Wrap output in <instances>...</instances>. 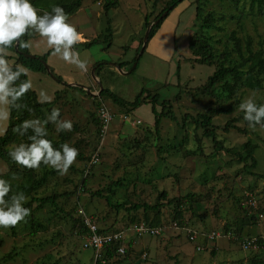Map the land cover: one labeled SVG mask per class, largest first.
Wrapping results in <instances>:
<instances>
[{"label": "rangeland", "instance_id": "374dc122", "mask_svg": "<svg viewBox=\"0 0 264 264\" xmlns=\"http://www.w3.org/2000/svg\"><path fill=\"white\" fill-rule=\"evenodd\" d=\"M54 1L63 0L49 4ZM168 1L118 0L106 9L104 3L98 5V0H82L76 13L68 17L87 40L97 38L87 48L74 45L87 61V68L79 70L65 63L56 72L62 80L44 75L41 85L52 96L53 88L61 89L51 108H60L62 117L73 120L70 132L57 135L50 124L49 134L55 139L64 135L65 142L73 144L79 154L66 175H58L45 165L36 169L39 177H44L38 196L55 195L57 207L50 202L42 206L34 202L29 215L34 222L27 217L14 228H0V264H91L92 251L82 247L79 206L95 219L99 228L120 230L130 224L128 212L109 206L105 196L130 208L136 203L155 204L162 190L166 197L159 200L163 204L158 225L161 234L136 237L129 231L127 235L132 239L126 253L114 264H255L251 259H264V254L244 251L238 242L224 235L212 241L199 240L204 250L196 251L185 230L172 227L177 220L173 219V204L167 201L173 198L183 202V225L202 232L223 231L226 222L230 231L239 232L236 229L247 214L239 201L249 189L257 198V205L264 209V128H249L238 110L239 102L251 93H255L258 102L264 101V83L261 89L239 91L238 104H233V100L224 103L225 107L234 106L229 113H216L220 104L215 98L195 92L214 70V66L198 62L188 47L195 30L197 0L179 1L146 45L144 41L140 46L134 45L144 38V16L152 14L151 20ZM208 7L221 9L228 17L217 38L236 30L240 36L251 37L254 49L264 48V6L251 8L246 2L244 9L237 10L227 1L209 0ZM97 63L102 66L94 73L95 79L91 72ZM65 76L74 79L75 87L61 85ZM30 79L36 89L39 81ZM77 85L86 86L91 94L86 89L85 93L78 90ZM99 85L127 102L141 91L143 95L157 93L159 101H170L175 119L162 117L156 129L149 99L127 111L108 97L100 98ZM177 93L180 96L175 99ZM99 100L113 113L101 145ZM155 108L159 112L161 105ZM201 112L211 114V127L222 149L217 150L211 139L203 137V129L196 127L193 118ZM232 118L236 119L230 121ZM226 122L230 123L224 128ZM1 123L4 124L2 119ZM246 141L256 145L255 166L247 169L244 162L227 151L242 150ZM95 151L98 162L88 168L90 155ZM8 170L9 165L0 158V174ZM83 177L85 185L80 187ZM143 213L140 208L135 214L142 218ZM147 214L152 218L154 211ZM241 234L264 235V212L263 217L245 224ZM158 245L162 248L159 254L155 253ZM211 248H215L214 254ZM143 253L146 257H142Z\"/></svg>", "mask_w": 264, "mask_h": 264}, {"label": "trees", "instance_id": "16d2710c", "mask_svg": "<svg viewBox=\"0 0 264 264\" xmlns=\"http://www.w3.org/2000/svg\"><path fill=\"white\" fill-rule=\"evenodd\" d=\"M49 1L53 0H34V3L37 4L43 10H50L51 5ZM181 0H169L167 4L160 9V11L154 15V17L150 20L152 14H146L144 16V26L145 28L148 25H151L148 39L152 37L156 29L159 27L160 23L167 16L169 11L176 6V4ZM209 0H197V4L195 6V23H194V33L189 40L188 47L191 53L194 55V58L200 62L207 65L214 66L213 72L207 77V80L201 86L196 87L195 92L201 95H206L211 98H215V102L220 105L214 110L216 113L221 112H231L234 109V106L225 107L224 103H229L230 100H233V104H238L237 95L239 91L243 88H249L252 90L261 89L264 83V48L254 49L252 45V39L250 36L246 35L245 37L238 35L236 30H231L230 32L223 33L222 37L217 38V33L224 30V25L228 20L227 14L223 10H216L214 7L206 8V4ZM221 3L227 1L230 3L231 7L234 9L240 10L244 9L246 2H249L250 7L258 6L259 8L264 6V0H219ZM54 4H59L68 14V17L74 15L78 8L81 6L82 0H63L60 3L54 1ZM118 0H105L104 7L107 9L109 7H113L116 5ZM163 12L165 14L163 15ZM33 34H29L26 38L29 39ZM147 39V41H148ZM97 38L92 40H86L81 44L84 47H89L93 44ZM146 41V43H147ZM143 39L140 40L139 46L142 45ZM145 43V45H146ZM15 53V62L21 63L29 68V70L47 73L46 65H47V56L51 52L48 50L42 55L31 54L28 49H18L16 52L13 48L9 49ZM102 63L95 64V71L101 68ZM49 67V66H48ZM50 73L53 74L59 81L61 78L53 73L51 68H49ZM27 77L22 76L21 79H25ZM78 90L84 92V89L78 88ZM85 93V92H84ZM180 93V92H179ZM177 93L175 99H178L180 94ZM144 92L141 91L133 101L127 102L115 95L108 88H104L99 92L98 96L108 97L111 101L121 107L130 110L132 107H137L141 105L146 99H149L152 104V112L154 113V127L157 129L160 126L162 117H169L171 120H174V113L171 109V103L168 100L159 101V96L157 93L151 95L146 94L143 95ZM58 92H55L54 98L51 104H41L37 102V96L35 92L31 89L23 97H21L19 103L21 107L12 108L9 113L8 125L3 135L0 136V158H2L8 165L9 170L6 173L0 174L5 178H10L12 173L16 174V179L12 180L13 190L14 191H23L26 196L29 198L26 206L32 209V204L35 202L37 206H42L46 202L55 204V195H47V196H38V189L42 185L44 181V177H39V174L36 170L32 169H22L14 164L6 153V148L12 142H18L21 137L15 135L12 131L14 125H18L22 120L39 117L44 119L47 111L51 109V105L58 97ZM100 104L102 101H100ZM99 104V106H100ZM161 105V110L158 112L155 108L156 105ZM10 107V106H9ZM214 109V108H213ZM236 118H232L230 121H234ZM193 121L196 127H200L203 129V137L207 139H211L213 141L214 146L217 150L222 149L223 145L221 142L215 137L214 127H211V114L208 113H198L193 118ZM226 122L225 127L229 125ZM232 125V124H231ZM50 127V123L46 125V127ZM235 127V126H234ZM239 129V128H238ZM101 136V135H100ZM50 138L53 139L54 145L58 146L60 143L65 142L64 135H61L60 139H55L51 134ZM101 140V139H100ZM100 142V141H99ZM199 142V140H198ZM103 143V142H102ZM256 145L251 144L249 141H246L242 144V150L234 151L233 148L227 149L228 152L231 151L232 154L236 156L238 161L244 162V167L247 169L249 166H255L256 160L253 155L254 149ZM178 150V149H177ZM91 156V155H90ZM90 159V158H89ZM247 160H251V164H247ZM98 162V161H97ZM94 164L90 165L92 167ZM44 166V165H42ZM89 167V168H90ZM87 172V171H86ZM84 177L81 179L80 187L84 186L85 183L83 181ZM251 192L252 190L249 189ZM110 193H113L112 190H109ZM98 195H102L99 191L96 192ZM166 197V192L162 190L158 195V201L155 204L149 205L146 203H136L130 206V208L126 207V203L124 202H111L110 196H105V199L108 201L109 206L115 208H123L127 210L129 215V223L133 224L135 222H144L150 226H158L160 225V208L163 205L159 200L164 199ZM190 197V195H189ZM241 198H244V194H242ZM241 199V200H242ZM240 202L241 208L247 214L241 219V224L238 225L237 231L234 232L238 237L241 236L242 228L245 224L249 222H254V218L258 217L257 214H262L264 209L257 206V208L249 212L247 207ZM168 204H173L174 215L173 219L183 224V217L181 208L183 206V202L180 199H171L167 201ZM140 208L144 210L142 218H138L135 214ZM147 211H154V216L150 218L147 214ZM258 211V212H255ZM131 212L133 214L131 215ZM254 215H250L251 213ZM256 215V216H255ZM80 216V215H79ZM255 216V217H254ZM81 218V216H80ZM261 218V217H258ZM31 222H34V218L30 216L28 218ZM129 224V225H130ZM128 225V226H129ZM229 224L223 226V230L227 231L230 228ZM81 231L83 232L82 237L84 238L87 235L88 230L84 226L82 222V218L79 224ZM161 227V226H160ZM14 228V227H12ZM119 229L114 230H104L103 228H98L99 232L107 233V232H115ZM121 230V229H120ZM236 242V240H232ZM114 247V243L109 246V252L106 253L109 257L111 256L112 248ZM126 253V252H125ZM11 253L7 254L10 256ZM124 256V255H123ZM122 257V256H119ZM115 261L110 262L109 264H114ZM255 264H264V259L255 258L253 260Z\"/></svg>", "mask_w": 264, "mask_h": 264}, {"label": "clouds", "instance_id": "9594fccd", "mask_svg": "<svg viewBox=\"0 0 264 264\" xmlns=\"http://www.w3.org/2000/svg\"><path fill=\"white\" fill-rule=\"evenodd\" d=\"M29 34H38L46 43L47 49L65 63L79 70L87 68V61L81 58L74 47L83 42L82 34L69 21L62 6L53 4L50 10H43L34 0H0V119H7L12 108L21 107V97L33 88L31 79H21L22 76H28L29 68L8 59L10 48H31V43L26 38ZM36 99L38 103L51 104L53 96L41 89ZM238 110L249 128H264V101L258 102L255 93L243 98L238 104ZM49 123L53 125L57 135L70 132L73 128V120L62 117L60 108L52 107L46 112L44 119L32 117L14 125L13 133L22 139L9 144L6 153L22 169L36 170L45 165L63 176L76 161L79 150L68 142L55 146L46 127ZM4 131L5 129L0 128V135ZM14 179L15 173L10 178L0 175V228L15 227L26 221L31 214V208L26 206V194L13 190Z\"/></svg>", "mask_w": 264, "mask_h": 264}, {"label": "built area", "instance_id": "2783aa9c", "mask_svg": "<svg viewBox=\"0 0 264 264\" xmlns=\"http://www.w3.org/2000/svg\"><path fill=\"white\" fill-rule=\"evenodd\" d=\"M105 0H98V5L104 3ZM98 115L100 118L101 124V140L100 145L103 142L104 134L108 129V124L113 117V113L110 108L103 102H101L98 108ZM126 115L123 117L125 118ZM98 161V152L95 151L91 154L90 159L88 161V168L90 165L97 163ZM257 198L252 192H244V198L241 201L243 205L247 207L249 212L254 211L257 208ZM81 207L77 209L78 214L82 218V222L86 229L88 230L87 235L84 236V241L82 243V247L84 249H90L92 251V262L91 264H109L110 262L115 261L119 256H123L126 252L127 243L132 239L127 235L130 231L136 237H141L144 234L157 236L162 232V228L160 226H150L144 222H135L126 226L124 229L115 231V232H107L102 233L98 231V226L95 219L92 216L86 214L83 210L81 213ZM258 217H262V214H257ZM172 227L175 229L183 228L186 232V238L189 243L193 244L195 250L201 251L204 247L200 244L199 240L212 241L216 237L220 235H224L229 240H236L239 243L240 248L244 251H254L253 253H262L264 254V235H248V236H237L234 232L230 230L223 231H209L202 232L191 226L183 225L178 223V221H174ZM93 228L95 231H93ZM114 243V247L112 248V254L109 257L106 253L109 251V246ZM142 257H146V253L142 254Z\"/></svg>", "mask_w": 264, "mask_h": 264}, {"label": "crops", "instance_id": "0c3cea01", "mask_svg": "<svg viewBox=\"0 0 264 264\" xmlns=\"http://www.w3.org/2000/svg\"><path fill=\"white\" fill-rule=\"evenodd\" d=\"M164 21V20H163ZM82 34V33H81ZM82 37H83V35H82ZM87 39L85 38V37H83V42L84 41H86ZM29 41H30V43H31V48L30 49H28L29 50V52L31 53V54H35V55H42L43 53H45V52H47L48 51V49H47V45H46V43L44 42V40L43 39H41L39 36H38V34H33L31 37H29ZM81 44V43H80ZM134 45H138L139 46V43L138 42H134ZM84 48H86V47H84ZM82 52H85V50H82ZM8 59L10 60V61H15V53L13 52V51H10V50H8ZM62 62H63V64H62ZM65 64V62L64 61H62V60H60L57 56H54L51 52L48 54V56H47V65L49 66V68H51V70L53 71V73L55 74V75H57L58 76V73H56L57 71H59V70H61V68L63 67V65ZM94 71H95V66H94ZM44 75H49V74H47V73H42V72H37V71H32V70H29V73H28V76H27V79H30V78H35L36 80H38L39 81V84L37 85V88L35 89H33L32 88V90L35 92V94H36V96H37V94H38V92H37V90L38 91H40L41 89H44V87L41 85V82L42 81H45V76ZM61 75H59V77H60ZM65 78V79H64ZM57 80H59V79H57ZM61 80H62V78H61ZM63 82L64 83H61V85H66V83H68V85H71V86H74L75 87V81H74V79H72L71 77H67V76H65V77H63ZM68 81H72L71 83H69ZM84 86V85H83ZM78 87V86H77ZM84 87H86V86H84ZM79 88H81V87H79ZM65 89V88H64ZM83 89V88H82ZM45 90V89H44ZM59 90H61V89H52L51 90V92H52V94L53 95H55V92L56 91H59ZM53 98H54V96H53ZM8 118H9V116H8ZM8 118L7 119H2V121L4 122V124L3 123H1V125H0V128H3V129H5L6 130V128H7V125H8ZM5 132V131H4ZM1 136V135H0ZM200 231V230H199ZM247 235H249V234H247ZM250 235H256V234H250ZM173 239V238H172ZM129 243V242H128ZM127 243V244H128ZM130 246H132V244L130 245ZM215 247V246H214ZM216 248V247H215ZM215 248H211V250L210 251H212V253L214 254V249ZM157 252H155V253H157V254H159V253H161V251H162V248L160 247V245H158L157 246V248L155 249ZM161 250V251H160ZM204 250V249H203ZM197 251V250H196ZM264 256V255H263ZM249 259V258H248ZM255 259V258H254ZM251 261L253 262V259H251Z\"/></svg>", "mask_w": 264, "mask_h": 264}, {"label": "water", "instance_id": "95a60500", "mask_svg": "<svg viewBox=\"0 0 264 264\" xmlns=\"http://www.w3.org/2000/svg\"><path fill=\"white\" fill-rule=\"evenodd\" d=\"M165 14V12H163V15ZM151 25H152V23L150 24V25H148V27L146 28V32H145V35H144V43H146V41H147V39H148V33H149V30H150V27H151ZM14 50L16 51V52H18V49L17 48H15L14 47ZM46 71H47V73L49 74V75H51L53 78H55L56 80H57V78L53 75V74H51L50 73V70H49V67H48V65H46ZM91 75L96 79V77L94 76V69L92 70V72H91ZM76 85V84H75ZM78 87H81V88H83V89H86V87H84V86H80V85H77ZM103 89V87L101 86V85H99V92L101 91ZM87 90V93H90L91 94V92L88 90V89H86ZM99 92H98V94H99ZM93 94V93H92Z\"/></svg>", "mask_w": 264, "mask_h": 264}]
</instances>
